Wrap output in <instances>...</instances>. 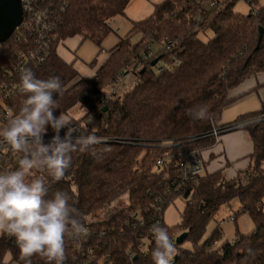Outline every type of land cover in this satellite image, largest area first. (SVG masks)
Segmentation results:
<instances>
[{"label":"trees","instance_id":"1","mask_svg":"<svg viewBox=\"0 0 264 264\" xmlns=\"http://www.w3.org/2000/svg\"><path fill=\"white\" fill-rule=\"evenodd\" d=\"M131 1L64 0L67 4L53 34L50 57L28 68L38 79L57 76L65 86L64 94L55 97V115L68 116L80 105L84 116L68 119L78 134L112 140L72 152L65 177L50 183L48 197L56 191L70 194V203L88 231L79 238L66 236L64 264H153L150 229L159 221L177 249L171 264H264V119L242 128L253 151L249 166L236 177L227 178V164L186 181L179 166L187 153L201 155L216 145L217 139L209 135L213 128L264 117L263 104L259 111L221 124L223 111L236 100L232 92L264 72V6L250 0L253 9L242 15L235 11L234 0H165L154 6L150 16L132 22L127 36L108 52L102 65L97 58L90 63L92 77H81L76 60L66 62L59 55L60 47L75 38L101 47L114 31L109 22L124 17ZM205 1L213 6L206 8ZM209 31L214 37L204 42L200 35ZM17 34L0 44V86L7 79L4 70L16 65L24 47ZM135 36L140 38L133 43ZM166 39L170 48H161ZM153 49L157 51L149 56ZM129 72L135 76L134 87L122 96L112 93ZM16 98L19 108L25 97L18 92ZM199 107L207 109L203 120L192 115ZM91 117L104 126L94 131L88 124ZM53 135L49 128L46 136ZM15 156L7 154L11 159ZM162 159L165 164L157 167ZM179 198L186 200L181 223L169 227L165 211ZM233 200L241 207L228 219L232 217L236 225L238 217L248 215L255 227L249 234L237 230L232 241L219 247L222 230L217 228L205 238L207 228ZM118 201L125 205L112 206ZM184 233L187 238L177 244ZM6 256L10 264H23L14 238L0 233V264H6ZM31 264L46 261L33 256Z\"/></svg>","mask_w":264,"mask_h":264},{"label":"clouds","instance_id":"2","mask_svg":"<svg viewBox=\"0 0 264 264\" xmlns=\"http://www.w3.org/2000/svg\"><path fill=\"white\" fill-rule=\"evenodd\" d=\"M18 91L25 97L21 107L0 125V152L19 157L14 168L0 171V233L14 238L23 264H31L33 256L46 264H64L66 236L79 238L87 228L70 194L56 191L49 198V186L65 177L72 152L87 150L99 138L78 134L62 112L55 115V97L65 92L59 77L38 79L30 69H22ZM192 115L203 120L207 109L199 107ZM49 128L54 135L45 142ZM150 231L153 264H171L177 249L168 230L154 224Z\"/></svg>","mask_w":264,"mask_h":264},{"label":"built area","instance_id":"3","mask_svg":"<svg viewBox=\"0 0 264 264\" xmlns=\"http://www.w3.org/2000/svg\"><path fill=\"white\" fill-rule=\"evenodd\" d=\"M245 1L250 2V0ZM20 2L23 9V20L15 32L18 31L17 41H24V47L23 50L17 54L16 65L4 70L7 75V79L0 86V125H2L8 118L14 116L16 111L20 108H18V105H16V93L19 92L18 77H20L21 70L28 69L33 65H42L50 57L53 34L59 25L61 13L65 10V6L67 4L64 2V0H20ZM204 6L210 9L213 6V3L209 2ZM109 26L116 32L121 30L116 29V21H110ZM164 47L167 49L170 48V41L168 39L165 40L164 46L161 48ZM149 49H152V47L150 46ZM156 51L157 50H154L149 53V56H152ZM177 65H179V63H177ZM161 71L162 69L160 68L159 72ZM112 93H114V91ZM263 119L264 117H261L256 120H249L238 124L227 125L222 128H213L209 135L215 137L218 141L222 134L234 130H240L247 125L261 121ZM103 126L104 124L101 125V127ZM97 137L99 138L98 143H107L112 141L110 138L101 136ZM44 139L45 142H48L51 137L45 136ZM8 153L9 151L0 152V171L14 168L17 164L19 157L15 156L14 159H11L7 157ZM164 164V159L157 161V167H162ZM179 166L181 169V177L186 181L197 179V177L201 176L205 171L204 160L197 152L187 153L180 160ZM156 210L159 211V208ZM139 219L141 222H143L142 217L139 216ZM232 220L233 218L231 217L230 221ZM160 223L161 222L159 221V224ZM87 233L88 231L84 235ZM142 248H144V246H142Z\"/></svg>","mask_w":264,"mask_h":264},{"label":"rangeland","instance_id":"4","mask_svg":"<svg viewBox=\"0 0 264 264\" xmlns=\"http://www.w3.org/2000/svg\"><path fill=\"white\" fill-rule=\"evenodd\" d=\"M165 0H144L145 6L143 10L137 16H129L125 15L124 17H120L119 25L115 26L116 29H121L119 32L115 30L111 33L102 43L101 47L96 46L90 41L81 42L80 39L75 38L69 40L65 43V45L61 46L59 49L60 55L63 59L66 60H74L77 59L75 62L76 69L80 72V74L84 77H89L92 71L90 68V63L97 58L98 64L103 62L108 52L120 41V39L125 38L128 32L131 29L133 21H139L147 18L153 13L154 6L164 2ZM259 4L258 7L264 6V0H258ZM209 1H205L208 3ZM253 8L249 5V3L245 0L237 1L235 5V11L242 15H248ZM118 19V18H117ZM214 37L212 32H207L206 34L200 35V39L204 42H208L210 39ZM139 36H135L132 38V42H138ZM103 52L100 53V50ZM135 83V76L132 72H129L125 75L124 79L115 87L113 91L116 92L117 96H122L127 91L131 90L134 87ZM241 105L243 108H258L254 107V102L251 100H247L246 102H242ZM241 106L235 105L230 107L224 112L223 120L226 122L233 121L235 116H237ZM254 110V109H253ZM73 113V114H72ZM86 113L85 110L81 109V106L78 105L76 108L70 111V114L65 118L68 120L69 117L79 119L84 116ZM91 122L88 124L92 127L94 131H97L101 127V121L96 117H91ZM89 119V120H90ZM223 135V134H222ZM125 205L124 201H118L114 203L112 206L123 207ZM186 205V200L184 199H176L165 211L164 220L165 223L169 227H175L181 223V215L184 211V207ZM241 205L238 200H233L231 202V207H222L217 215L215 216L214 220L210 223L207 228V232L205 238L209 237L213 231L217 228L222 230L223 235L222 239L219 241V247L222 246L226 241H232L235 236L237 230L241 234H249L254 229L255 225L252 219L248 215H242L238 217L237 224L234 225L232 221L228 219V217L236 213L240 209ZM4 262L6 264H10V256H6ZM15 264V263H13Z\"/></svg>","mask_w":264,"mask_h":264},{"label":"crops","instance_id":"5","mask_svg":"<svg viewBox=\"0 0 264 264\" xmlns=\"http://www.w3.org/2000/svg\"><path fill=\"white\" fill-rule=\"evenodd\" d=\"M144 6H145L144 0H132L126 10V15L135 17L143 10ZM119 21L120 19L118 18L116 20V26L119 25ZM65 43L63 45H65ZM106 59L103 62H101V64L99 65H102L106 61ZM64 60L68 63L74 62L75 60L77 61V59H74L73 61L71 59L70 60L64 59ZM91 71L92 73L91 75H89V77H84L80 74L79 71L78 72L81 77L90 78L95 74L94 70ZM231 97L235 98L236 100L235 102H233V104H231L223 111L221 117V124L224 125L236 121V119L242 115L251 112H256L262 109L264 104V72L245 81L242 85H240L237 89H235L232 92ZM247 100L253 101L254 107H258V108H248V107L243 108L241 105H239L242 102H246ZM235 105L241 106V109L239 110L237 116H235V119L230 122L224 121L223 120L224 112L230 107ZM70 111L68 112V115L70 114ZM252 151H253L252 140L246 131L240 129L225 133L221 135L215 146L201 152V156L204 162L206 163L204 174L214 173L216 171L225 168L227 164H230L229 167L226 168L225 173L227 178L232 179L236 177L238 172L247 169L250 161L248 157L252 153Z\"/></svg>","mask_w":264,"mask_h":264},{"label":"water","instance_id":"6","mask_svg":"<svg viewBox=\"0 0 264 264\" xmlns=\"http://www.w3.org/2000/svg\"><path fill=\"white\" fill-rule=\"evenodd\" d=\"M22 20L23 9L20 0H0V44L14 34ZM158 60H154L151 65L156 66ZM186 238V233L180 235L176 240L177 244L181 245Z\"/></svg>","mask_w":264,"mask_h":264}]
</instances>
